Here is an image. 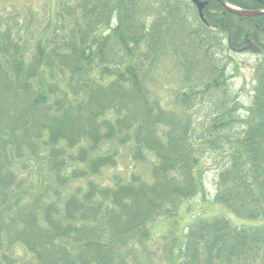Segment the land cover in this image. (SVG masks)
<instances>
[{"label":"trees","instance_id":"obj_1","mask_svg":"<svg viewBox=\"0 0 264 264\" xmlns=\"http://www.w3.org/2000/svg\"><path fill=\"white\" fill-rule=\"evenodd\" d=\"M203 1H208L205 14L210 26L199 22L202 33L220 35L223 31L230 36V48L245 51L256 43L264 53V14L243 17L226 11L217 0ZM226 2L241 9L264 10V0ZM158 3L166 2L158 0ZM179 6L172 4L168 23L148 26L144 17L150 10L138 0H58L55 14L49 18L45 31L40 30L39 37H34L24 55L13 33L18 19L10 26L5 16L0 17V264L18 261L12 252L19 244L34 255L38 264H125L119 257L123 247L131 254L127 256V262L140 259L136 264H160L162 250L174 254L179 238L168 248L153 242L152 222L162 214H168V202L172 204L173 214L176 197H187L196 190L192 180L196 176L193 169L197 168L198 159L188 141L191 118L184 116L183 107L188 102V92L205 96L198 92V86L212 85L220 75L210 40L201 36V31L188 35L184 28L174 23L178 20ZM113 13L120 26L111 35L97 36L100 27L109 24ZM176 34H180L179 40L175 39ZM108 41L119 47L117 55L109 53L112 44ZM86 46L92 50L85 51ZM168 48L175 50L170 54L179 60L184 70L178 67L181 79L185 74L187 82L176 96L179 103L176 112L165 110L159 99L146 97L150 93L145 86V59L151 56L150 67H156L157 61L168 54ZM139 55H143L142 60ZM174 57H170L171 63L177 67ZM54 58L73 64L68 68L78 76L73 89L67 88L59 96L50 83H44L42 88L34 81L44 67L55 68ZM199 66L204 71L195 73ZM114 104L120 112L125 111L121 125L129 122L135 126L132 132L135 148L139 149L147 142L152 146L154 141L151 150L160 159L154 180L139 183L137 188L140 192V189L150 192L143 194V200L131 195L122 206V211L128 213L126 221L121 213L111 221L108 207L104 209L95 202L90 211L91 203L76 200L77 194L64 193L67 185L81 179H88L89 194L132 186L126 183L111 189L112 186H99L89 179L97 174L101 165L111 164L114 156L113 152H101L103 138L96 132L99 111L95 112L97 108L111 110ZM225 105L229 111L223 113L220 104L217 120L205 132L207 150L220 155L227 152L230 159H247L253 165L250 164L249 179L238 170L241 164L231 160L220 173L217 199L245 221L263 220L264 120L254 122L242 115L230 106L227 98ZM231 110L236 112V119L231 117ZM252 110L256 115L264 111V63ZM116 126H111L110 135L123 133L115 132ZM129 136L127 133L119 138L123 140ZM29 160L40 161L41 169L47 163L52 176V180L33 197L16 194L14 189L17 181L23 180L22 174L15 170L16 165ZM174 171L176 174L172 175ZM81 189L76 190L79 193ZM44 194L52 196L48 205L72 213L71 216L77 213L82 218L72 234L68 233V224H65L62 230L64 242L59 245L58 233L50 234L49 231L58 227L56 219L61 218L47 216L50 223L44 222L47 204L37 199ZM108 229L114 233L112 240L106 234ZM165 234L162 232L161 236ZM173 237L169 238V243ZM71 240L72 243L67 244ZM139 245L141 253L136 254ZM178 247L175 261L169 264L264 261V222L234 226L226 218H201L182 237Z\"/></svg>","mask_w":264,"mask_h":264},{"label":"rangeland","instance_id":"obj_2","mask_svg":"<svg viewBox=\"0 0 264 264\" xmlns=\"http://www.w3.org/2000/svg\"><path fill=\"white\" fill-rule=\"evenodd\" d=\"M58 0H0V17L3 16L9 21V25L13 26L18 19V23L14 26L15 40L20 43V51L24 55L28 52L34 37L37 38L40 35V30L46 29L49 24V18L53 17L57 8ZM140 3L148 6L150 10L149 13L144 17L148 26L153 24H159L160 22L168 23L170 10L172 9L173 2H166L164 4H159L158 0H138ZM177 9L176 15L178 20L174 23L179 24L185 29L188 35H192L195 32L201 31L199 27V18L195 9L192 6H183L181 4ZM144 11V10H143ZM142 11V12H143ZM111 21L108 25H103L97 32L98 35H111L120 25L118 17L115 13L112 14ZM33 20L30 23V20ZM31 31L29 32V28ZM205 31V30H204ZM201 31V36L210 40L212 50L216 53V60L219 65V79L212 85H200L198 86L200 93L206 94L193 95V92H188L189 98L188 102L185 103L183 107L184 116L189 115L191 118V129L189 142L194 147V152L197 155L198 165L194 170L193 189H196L193 193L187 197H176V212L171 213V203L168 202L167 213L162 214L160 217L152 222V230L154 231L153 242L162 243L166 248L170 245L177 243L179 238V243L182 241L184 236V231L190 230V226L194 224L199 218L213 219L218 216L217 212L220 209L219 206L215 205L216 189L219 185L218 175L221 168L224 167L225 162L229 164L227 156L214 154L210 152L208 145L205 143V135L208 130L209 125L215 122L219 116L220 104L223 107V113L229 111V108L225 105L226 98L229 99V104L232 108H236V111L246 114H251L252 120L259 121L264 120V111L260 115L254 114L252 108L255 98V89L259 82V72L264 63V56H260L256 53H234L229 52L227 35H215L208 32ZM175 39H180V34L175 35ZM112 44L109 47V53L112 55H117L119 47L113 43V41H108ZM85 51H91L90 46L84 48ZM168 54L160 58L157 61L156 67H150V62L152 57L149 56L145 59L144 63V74L147 76L145 80V86L148 88L149 93L147 98L154 97L160 100L161 106L168 112H176L179 103L176 102V96L180 94V90L186 86L185 74L181 79V70L183 68L179 65V60L177 67L171 63V48L166 50ZM143 55H139V59ZM161 56V55H160ZM159 56V57H160ZM170 56V57H168ZM142 60V59H141ZM52 64H55V68L44 67L40 71V74L34 79L36 85L44 87L43 84L50 83L55 89V94L57 96L61 95L67 88L73 89V86L77 83L78 76L74 74L73 69H69L73 64H67L64 60L54 58ZM184 71V70H183ZM204 68L202 66L197 67L195 73L203 72ZM221 102V103H220ZM239 105V108H238ZM243 106V107H240ZM247 108V110H245ZM152 110L154 108L152 107ZM99 111V118L97 121V134L103 138L100 143L102 153H112L114 156L111 158V164H107L104 167L101 165V169L96 175L90 176V180L99 186H112L111 189H115L117 185L120 184H132L125 185L124 189H115L114 191L108 190L106 192H87L88 179H81L65 187L64 193L77 194L78 198L84 203L90 204V211L94 208V203L97 202L104 209L110 211V220L115 221L117 215L121 213L125 219L128 218V213L122 211V206L125 205V201H128L133 196L134 199L143 200V194H148L149 190L137 189L140 187L139 183H151L154 180V171L159 165L160 159L154 155L151 150L153 147V142H147L146 145L136 149V140L133 136V129L135 126L129 122L124 123L125 126H130L126 128L121 125L123 115L125 111L120 112L117 104H114L109 109L97 108L96 113ZM222 113L221 118L224 117ZM230 115L232 118L236 119L237 114L235 111L231 110ZM116 124H118L116 126ZM167 123H164L166 126ZM116 126L117 130L115 132H122V134L112 133L110 135V128ZM130 134L129 137L121 140L119 137ZM110 135V137H108ZM264 145V144H263ZM238 147V145H237ZM224 154L227 155V152ZM246 156L245 153H243ZM237 164H241L238 170L244 177H249L250 179V164L247 159H231ZM262 163L264 164V156H261ZM40 161L29 160L24 164H17L15 170L17 174H22L23 180L17 181L14 189H16V194H28L33 197L36 192H41V188L44 184L49 183L52 180L51 173L48 171L46 163L45 167L41 169ZM253 165V164H252ZM174 171L172 175H175ZM197 181V187H196ZM169 184V183H168ZM82 189L77 192V188ZM118 187V186H117ZM111 193L112 196L110 195ZM264 197V194L262 195ZM52 196L42 195L37 198L44 204H47V214L43 215L44 222L49 224L47 216L60 217L61 219H56L58 222V227L52 228L49 231L50 234L58 233L57 244H62L64 240L62 236L64 232L62 230L65 224L68 228V233L72 234L75 232V228L79 226L82 222V218L75 213H67L63 210H56L55 206L52 204L48 205ZM19 200H21L19 198ZM119 201V202H117ZM117 204V205H116ZM147 208V204H145ZM148 209V208H147ZM33 210V209H32ZM30 210L29 213L32 212ZM51 210V212H50ZM221 211V210H220ZM223 212V211H221ZM225 213V212H224ZM91 214V213H90ZM92 215V214H91ZM221 216V213L220 215ZM243 221L240 219V222ZM43 222V220H42ZM108 226V225H107ZM106 226V227H107ZM124 227V225H123ZM24 228V227H22ZM126 231L127 228L124 227ZM128 232V230H127ZM166 234L162 237L161 233ZM107 236L109 240L114 239V233L111 229L107 230ZM167 235V236H166ZM174 236L169 243V238ZM169 236V237H168ZM178 237V238H177ZM72 243V240L67 242V244ZM179 243L173 250L174 254H166L165 250H162L160 264H169L175 261V257L179 252ZM115 244V243H114ZM129 249L123 247L119 250V257L121 260L125 261V264H136L140 261L139 258L130 259L127 262V256L129 254ZM136 254L141 253L140 245L135 252ZM1 255V252H0ZM13 258L17 259L15 263L8 262V264H38L34 255L28 251L22 244L17 245L15 251L12 252ZM181 261V259H179ZM263 261L250 262V264H262ZM5 264V263H3ZM142 264H146L145 262ZM156 264V263H154ZM222 264V263H218Z\"/></svg>","mask_w":264,"mask_h":264},{"label":"water","instance_id":"obj_3","mask_svg":"<svg viewBox=\"0 0 264 264\" xmlns=\"http://www.w3.org/2000/svg\"><path fill=\"white\" fill-rule=\"evenodd\" d=\"M193 1L198 6L201 18L204 19L203 9L207 3L206 2H200L199 0H193ZM218 1L221 2L222 5L225 6L228 9V11H230L232 13L241 14V15H245V16H252V15L259 14V12H252V11L249 12V11H243V10H236V9L230 7L229 5H227L223 0H218Z\"/></svg>","mask_w":264,"mask_h":264}]
</instances>
